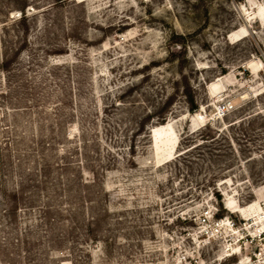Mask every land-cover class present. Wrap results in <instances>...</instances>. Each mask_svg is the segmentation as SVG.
I'll use <instances>...</instances> for the list:
<instances>
[{
  "label": "rangeland",
  "instance_id": "1",
  "mask_svg": "<svg viewBox=\"0 0 264 264\" xmlns=\"http://www.w3.org/2000/svg\"><path fill=\"white\" fill-rule=\"evenodd\" d=\"M0 264H264V0H0Z\"/></svg>",
  "mask_w": 264,
  "mask_h": 264
},
{
  "label": "bare ground",
  "instance_id": "2",
  "mask_svg": "<svg viewBox=\"0 0 264 264\" xmlns=\"http://www.w3.org/2000/svg\"><path fill=\"white\" fill-rule=\"evenodd\" d=\"M195 118H196L197 120H200V121H201L200 127H204L205 125H207V123H203V116H202V114L197 113V114L195 115ZM202 123H203V124H202ZM229 223H230V221H228L227 219H226V220L223 219V220H222V223H221V226H222L223 224L229 226ZM260 234H261V233H260Z\"/></svg>",
  "mask_w": 264,
  "mask_h": 264
},
{
  "label": "built area",
  "instance_id": "3",
  "mask_svg": "<svg viewBox=\"0 0 264 264\" xmlns=\"http://www.w3.org/2000/svg\"><path fill=\"white\" fill-rule=\"evenodd\" d=\"M226 109H227V107H226V106H223L222 108H220V111H221L222 113H224V111H225ZM221 223H222V220L218 221V222L216 223V225H217V226H220Z\"/></svg>",
  "mask_w": 264,
  "mask_h": 264
},
{
  "label": "trees",
  "instance_id": "4",
  "mask_svg": "<svg viewBox=\"0 0 264 264\" xmlns=\"http://www.w3.org/2000/svg\"><path fill=\"white\" fill-rule=\"evenodd\" d=\"M21 16H24V12H22ZM162 126H164V124H162ZM206 126V125H205ZM176 142L179 143V138L176 139Z\"/></svg>",
  "mask_w": 264,
  "mask_h": 264
}]
</instances>
